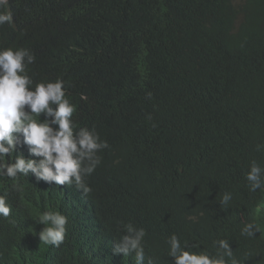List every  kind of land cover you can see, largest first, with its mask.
I'll return each mask as SVG.
<instances>
[{
    "label": "trees",
    "instance_id": "obj_1",
    "mask_svg": "<svg viewBox=\"0 0 264 264\" xmlns=\"http://www.w3.org/2000/svg\"><path fill=\"white\" fill-rule=\"evenodd\" d=\"M8 10L0 48L31 50V78L62 79L109 147L86 197L0 177L12 206L0 264H135L112 252L128 222L146 229L158 264H174L173 233L197 251L227 238L242 264H264V189L245 179L252 160L264 166V0H9ZM49 208L69 219L58 250L38 236ZM248 222L253 237L241 235Z\"/></svg>",
    "mask_w": 264,
    "mask_h": 264
},
{
    "label": "clouds",
    "instance_id": "obj_2",
    "mask_svg": "<svg viewBox=\"0 0 264 264\" xmlns=\"http://www.w3.org/2000/svg\"><path fill=\"white\" fill-rule=\"evenodd\" d=\"M8 5L9 0H0V25L13 22L12 12L3 11ZM35 59L27 48H0V177L32 175L37 183L44 181L55 188L74 185L86 197L91 192L86 177L100 164V152L109 147L108 142L83 122L85 108L72 102L62 79L31 78L28 66ZM257 150H264V144H258ZM245 179L250 191L264 189V166L252 160ZM14 187L22 190L18 184ZM231 200L232 193L224 192L220 207L226 209ZM11 212L6 195L0 193V217L8 218ZM68 222V216L58 209H46L37 222L44 225L38 233L42 245L58 250L64 243ZM123 229L112 252L123 257L134 254L135 264H158V257L146 256V229L131 222L123 224ZM240 232L253 237L259 227L248 222ZM167 244L174 264H242L227 238L214 240L212 252L195 250L198 244H182L175 233L168 237Z\"/></svg>",
    "mask_w": 264,
    "mask_h": 264
}]
</instances>
